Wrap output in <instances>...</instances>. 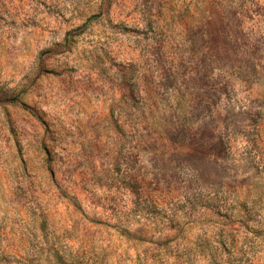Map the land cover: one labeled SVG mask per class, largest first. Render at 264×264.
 <instances>
[{"label": "rangeland", "instance_id": "obj_1", "mask_svg": "<svg viewBox=\"0 0 264 264\" xmlns=\"http://www.w3.org/2000/svg\"><path fill=\"white\" fill-rule=\"evenodd\" d=\"M0 264H264V0H0Z\"/></svg>", "mask_w": 264, "mask_h": 264}]
</instances>
